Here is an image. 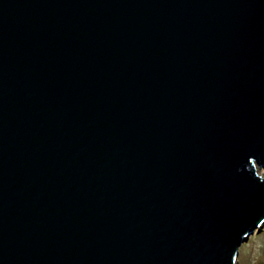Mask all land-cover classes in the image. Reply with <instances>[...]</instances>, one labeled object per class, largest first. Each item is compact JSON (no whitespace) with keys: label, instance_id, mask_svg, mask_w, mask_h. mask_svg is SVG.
Here are the masks:
<instances>
[{"label":"water","instance_id":"95a60500","mask_svg":"<svg viewBox=\"0 0 264 264\" xmlns=\"http://www.w3.org/2000/svg\"><path fill=\"white\" fill-rule=\"evenodd\" d=\"M262 168L264 0H0V264H237Z\"/></svg>","mask_w":264,"mask_h":264},{"label":"rangeland","instance_id":"374dc122","mask_svg":"<svg viewBox=\"0 0 264 264\" xmlns=\"http://www.w3.org/2000/svg\"><path fill=\"white\" fill-rule=\"evenodd\" d=\"M257 172L262 175L264 169H258ZM238 259L237 264H264V221H261L241 244Z\"/></svg>","mask_w":264,"mask_h":264},{"label":"trees","instance_id":"16d2710c","mask_svg":"<svg viewBox=\"0 0 264 264\" xmlns=\"http://www.w3.org/2000/svg\"><path fill=\"white\" fill-rule=\"evenodd\" d=\"M238 261H239V259H238Z\"/></svg>","mask_w":264,"mask_h":264}]
</instances>
